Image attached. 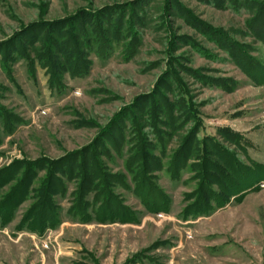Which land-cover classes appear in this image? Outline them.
I'll use <instances>...</instances> for the list:
<instances>
[{"label": "rangeland", "instance_id": "374dc122", "mask_svg": "<svg viewBox=\"0 0 264 264\" xmlns=\"http://www.w3.org/2000/svg\"><path fill=\"white\" fill-rule=\"evenodd\" d=\"M234 1L0 0V108L16 119L10 135L0 126L2 178L17 162L31 163L37 188L48 169H58L53 163L64 173L92 147H110L113 160L101 154L100 161L113 177L126 174L111 145L116 128L127 110L137 113L134 105L164 104L171 87L190 103V127L197 124V140L209 142L208 164L221 168L209 172L226 191L221 197L214 187L219 198L209 211L195 208L200 169H183L179 179L164 170L155 183L169 196L168 213H150L112 185L137 224H82L71 220L75 184L57 174L66 188L54 197L61 224L32 232L31 199L9 220L0 215V264H264V0ZM98 26L107 52L95 43L89 74L72 77L79 57L68 32L82 37ZM48 37L58 42L62 73L54 88L39 60Z\"/></svg>", "mask_w": 264, "mask_h": 264}, {"label": "trees", "instance_id": "16d2710c", "mask_svg": "<svg viewBox=\"0 0 264 264\" xmlns=\"http://www.w3.org/2000/svg\"><path fill=\"white\" fill-rule=\"evenodd\" d=\"M255 9L251 8L250 11ZM252 13L255 15L256 12ZM262 32L264 31L261 30ZM68 35L70 36L68 40L79 57V61L73 65L70 71L72 77H86L92 65L89 52L94 48L95 43L97 45L96 52H107V47L110 44L106 31L98 26L93 27L92 31L83 32L82 37L71 31L68 32ZM34 42V40L31 42L32 46L36 45ZM48 43L49 46L43 49L39 60L45 63L48 73L51 75L50 85L54 88V82H57L55 79L57 76H62V73L57 72L59 66L54 58V49L58 48V42L48 37ZM26 52L27 50L22 51L23 54ZM168 90L169 99L166 96L162 97L164 104H150V107L143 106L141 108L134 105L131 108L132 110L136 108L137 113L133 114L129 112L131 109L127 110L128 116L125 122L116 128L117 141L112 140L111 145L116 155L124 158L126 174L122 173L113 177L108 167H105L100 161L101 154L109 160H113L110 147L103 149L92 147L86 149L85 155L78 153L77 158L69 161L70 166L66 167L64 173L56 163L47 162L46 164H52L58 169L54 170V167H51V171L48 169L47 178L40 181L37 188L34 185L38 181V173L30 168L33 164L17 162L9 175H4L6 177L3 178L0 176V193L5 186L15 182V185L9 188V192L0 197V215L3 216V221L9 220L16 208L19 209V206L31 199L33 204L26 216V221L31 223L29 229L32 232L42 233L46 229L59 226L61 222L58 214L55 213L58 207L54 197L58 191L61 195L66 191L61 179L57 177V174H60V176L67 175V180L75 184L73 206L78 214L72 216V221L102 225L137 224L138 219L135 212L119 200L112 190L113 186L118 185L122 189L130 191L150 213H168L170 199L156 185L155 173L165 170L170 172L173 178L179 179L183 169L191 168L192 170L197 167L200 169L198 171L200 175L195 179L199 181L195 193L197 197L194 201L195 203L197 201L198 204L195 208L206 206L209 211L213 200L219 198L214 187L219 188L221 197L226 195L222 182L209 172L214 167V170L219 173L221 168L208 164L207 158H211L213 155L212 151H209L210 144L208 141L202 143L197 140L199 133L197 124L190 127V124L195 123L196 115L194 116L192 113L190 103L184 98V94L178 92L179 94L175 96L171 87ZM15 120L13 116L0 108V126L6 134L10 135L14 131ZM174 143L179 145V149L169 155V146H171L170 151ZM217 145L215 143L211 146L215 149L214 147ZM156 150H159L157 155L155 154ZM167 160L168 162L165 164ZM242 170L248 171L250 174L252 172L247 168ZM235 174H240V172H235ZM89 209H92V214H89Z\"/></svg>", "mask_w": 264, "mask_h": 264}]
</instances>
